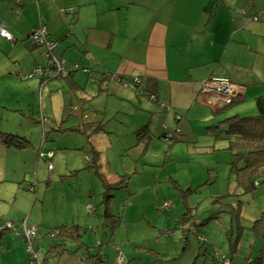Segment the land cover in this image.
<instances>
[{"label": "crops", "instance_id": "0c3cea01", "mask_svg": "<svg viewBox=\"0 0 264 264\" xmlns=\"http://www.w3.org/2000/svg\"><path fill=\"white\" fill-rule=\"evenodd\" d=\"M18 1L0 0V25L12 35L11 40L0 36L1 87L12 89L19 83L27 96L25 103L11 94L0 97V226L10 221L15 228L3 234L0 264L1 258L25 251L15 235L23 222L44 232L37 239L61 225L79 229L78 240H67V250L55 259L48 257L47 264H98L99 254L104 264H116L119 253L126 264H163L171 257L175 264H213L203 254L212 253V247L225 252L214 235L221 227L208 226V235L206 227H200L207 239L203 245L193 233L185 238L176 228L183 213L178 209L174 228L165 230L171 234L155 229L148 210L152 212L157 191L146 182L148 176L158 177L153 156L164 148L162 132L177 142L181 139L169 129L176 132L181 122L205 119L208 110H217L198 99L205 79L226 77L243 87V98L251 75L264 82V0ZM65 8H74L67 19L60 14ZM40 25L47 38L57 42L51 53L66 60L65 71L20 80L15 72L46 63L45 47L28 39ZM74 63L90 73L73 69ZM134 77L141 83L137 91L131 87ZM58 102H63L59 109ZM36 106L41 122L31 118ZM66 108L65 117L76 116L77 122L64 119ZM13 111L15 125H21L27 113V125L34 124L24 146L7 139L14 136V126L7 127ZM69 131L84 134V142L79 135L72 141L56 139ZM170 155L166 153L165 161ZM83 170L85 181L80 177L78 183L69 182ZM105 185L111 186L106 204ZM86 227L94 233H86ZM251 245L239 250H257ZM36 256L40 261L46 257ZM233 261L238 263L236 255Z\"/></svg>", "mask_w": 264, "mask_h": 264}, {"label": "rangeland", "instance_id": "374dc122", "mask_svg": "<svg viewBox=\"0 0 264 264\" xmlns=\"http://www.w3.org/2000/svg\"><path fill=\"white\" fill-rule=\"evenodd\" d=\"M69 27V25H68ZM30 41V40H29ZM79 72V71H78ZM19 74L18 72H15ZM22 84H27L28 82L20 81ZM247 88H249L248 93L244 96L243 100L237 103H234L230 107L222 110L219 113H211L208 110V116L205 119L191 120L189 122H181V126H178V131L174 132V125L171 126L173 129H169L173 131V134L179 137L181 140L174 142L167 140H162L164 148L158 150L157 155L153 156L154 160H157L158 166L155 169L158 172V177L155 179H150L148 176V180L146 184H149V188L152 187V190L156 189V196L158 199L153 198V208L151 211L148 210V217L153 222L154 228L166 232V228L173 229L174 228V214L179 209V213L187 210L186 206L191 209V217L194 220L202 219L205 214H207V210L210 207V200L215 196H222L225 194L229 195L228 201L232 202V205H239L240 214L238 219L234 216L231 220L232 215L228 212L222 213L220 215L221 221L224 225L231 226L233 221V230L235 231L237 226H241L240 228V237L239 244L247 249L249 244H252L251 247H259L263 244V236L256 240L257 234L259 233V229L262 228L257 220L260 218L262 212L264 211V183L255 186L252 190L244 191L242 189H238L234 191L235 183L234 176L229 173V163L232 160V152L228 149V140L226 139H216L213 135V126L217 125L222 119L232 116H252L256 113L255 100L258 97H262L264 100V82L258 79L256 76L251 75L249 78V82L247 83ZM3 85V81H0V94L1 98L7 94L13 95L15 98L18 96L21 103H25V99L27 96H24L23 89L21 88V84L15 83L10 88L1 87ZM13 91V92H12ZM3 95V96H2ZM6 99V98H5ZM4 99V100H5ZM63 102H58V109L61 107ZM38 105V103L36 104ZM19 107V106H18ZM16 107V108H18ZM207 111V110H206ZM15 112H10L9 120L7 121L8 128H12L13 136H7V139H29L30 131L34 130V124L27 125V118H24L21 125H15L14 118L12 115ZM68 114V110L66 108L64 112V119ZM180 115L186 113H179ZM35 120L41 122V115H39L38 107L36 106L35 113L31 116ZM71 119L75 123L77 122L76 116H69L68 119ZM186 119H189L188 115ZM129 121L128 119H126ZM33 120L31 119L30 122ZM39 122V123H40ZM67 124L66 126H68ZM5 126V125H4ZM73 128V127H71ZM177 130V129H176ZM20 132V133H19ZM27 132V134L25 133ZM17 134V135H16ZM59 134V133H56ZM65 134V135H63ZM181 134L183 136H181ZM62 136H58L56 139H78L76 136L79 135L84 142L85 137L84 134L76 133L69 131V133L59 134ZM73 135V136H72ZM172 135V134H170ZM27 136V137H23ZM97 136L92 137L96 139ZM91 138V139H92ZM52 139V137H50ZM159 139V138H156ZM164 139V138H161ZM70 146H74L73 143H70ZM170 153V160L165 161L166 153ZM86 164L83 163V166ZM174 170L173 173L170 170ZM163 172V173H162ZM175 172V173H174ZM86 171H82V175L78 178L70 179L72 183H78V179L82 177V179L86 180ZM74 179V180H73ZM156 181V183H155ZM154 184V185H153ZM153 185V186H152ZM190 187L191 190L186 191V189ZM146 198L145 196H143ZM147 199V198H146ZM160 202V205H159ZM162 202H169V208H162ZM150 209V208H148ZM233 209V208H232ZM104 209H102L103 211ZM167 215V219L164 218ZM177 216V215H176ZM195 217V218H193ZM190 218V217H189ZM166 219V221H165ZM238 220V221H237ZM217 223L215 220L207 223L204 227V232L208 235L210 231H208V226H213ZM166 224V225H165ZM177 224V222H176ZM219 226L220 224L217 223ZM237 224V225H236ZM223 225V228H224ZM222 227V226H220ZM94 228V227H93ZM91 227H86V233H94ZM176 230V229H175ZM174 230V231H175ZM140 231V229L135 230ZM220 233H214L216 236V240L218 242H223L226 240L225 231L218 230ZM264 231V230H263ZM160 232V233H163ZM215 232V231H214ZM180 232L176 230L175 234H179ZM44 234L41 230H37L36 239L34 240V248L37 250L39 256L46 255L50 260L57 257L56 253H47L46 250L50 244L47 241V236L52 239L49 234L47 236H43L45 238L37 237L39 235ZM48 238V241H49ZM41 240H44L45 243H42ZM171 242H175L176 240L168 239ZM39 242V243H38ZM167 244V242H161ZM177 249L179 252L183 251V240L177 242ZM97 244V243H96ZM214 246H217V243H212ZM98 245V244H97ZM224 246L227 249V242H224ZM124 247H128L127 245ZM166 250L169 249V246L166 245ZM250 248V247H249ZM125 250V249H124ZM241 250V248H240ZM1 251V250H0ZM169 251V250H168ZM189 253L188 249L186 250ZM46 252V253H45ZM244 253V252H243ZM178 254V253H177ZM181 254V253H179ZM178 254V255H179ZM173 258V257H171ZM171 258L163 259V264H175L174 260ZM183 260V258L181 259ZM23 262L29 264V256L28 253L21 249L20 251H16L13 253V256H8V258H1V262L3 264H15V262ZM167 261V262H166ZM14 262V263H13ZM158 263V262H157ZM156 263V264H157Z\"/></svg>", "mask_w": 264, "mask_h": 264}, {"label": "trees", "instance_id": "16d2710c", "mask_svg": "<svg viewBox=\"0 0 264 264\" xmlns=\"http://www.w3.org/2000/svg\"><path fill=\"white\" fill-rule=\"evenodd\" d=\"M73 14V13H72ZM69 23L68 25H71ZM71 28V27H70ZM68 33H70L68 31ZM29 39V38H28ZM64 59V58H61ZM66 60L64 59V66ZM73 69L81 70L85 72H89L88 68H82L77 63L72 65ZM65 71L64 67L63 70L58 74V76L63 75L62 73ZM68 71V70H66ZM110 78L112 76L108 75ZM115 79V78H113ZM116 80V79H115ZM241 99L232 100L229 104L222 106L221 108L215 110V113L222 112L226 108L230 107L234 103L242 101ZM256 106V113L252 116H238L232 115L222 119L217 125L213 126V133L216 139H226L228 140V149L232 152V160L229 163V173L234 176V183L236 184L234 187V191L238 190L239 188L244 191H250L255 186L264 183V100L262 97H258L255 100ZM72 113V112H71ZM142 129L137 131L138 135H142ZM14 137V136H13ZM160 138H164L163 140H167L168 142L175 141L172 136L167 139V135L162 132L159 136ZM173 138V139H172ZM12 140V144L15 146H24L26 140L25 139H10ZM11 143V142H9ZM91 158H89L90 160ZM111 190L110 185H105V190L103 192V202L106 204L108 203L111 195L109 194ZM191 190L190 187L186 189V191ZM229 195L225 194L222 196H215L212 197L210 200V207L207 210V214L205 216L196 221L193 220L191 217V209L186 206L187 210H185L178 218L176 228L181 232L183 237H187L188 233H193L197 236L200 243L203 245L204 242H207L206 237L200 231V227H204L207 223L211 221H216L220 224L221 229L225 231V238L226 240L222 242H227V249L224 253L219 251L217 247H212V253H204L203 256L206 259H211L213 264H235L233 261L234 255L238 257V263L236 264H264V211L262 212L260 218L257 222L260 223L259 226L262 228L259 229V233L257 234L256 240L263 236V244L257 248V250L249 251L243 253L239 250L241 245L239 244V237H240V228L241 226H237L235 231L233 230V221L231 226H227L223 224L220 220V215L222 213H230L238 219L240 214L239 205H232V202L228 201ZM233 208V209H232ZM91 211V210H90ZM190 217V218H189ZM238 221V220H237ZM188 223L189 228L187 230H181L179 225L181 223ZM224 225V228H223ZM237 225V224H236ZM36 227V226H34ZM38 230V227H36ZM13 228L10 229H3L0 232V242H2L3 234L5 231H14ZM55 230L59 232L57 234H53ZM79 229L76 227H68L65 225H61L58 227L50 228L47 230V233L52 236V242L49 244V248L47 253H60L61 251L67 250V240L77 241L79 236ZM17 232V231H15ZM19 232V231H18ZM170 234L171 231H168ZM20 239L23 240L22 231L18 234H15ZM37 236V235H36ZM35 236V239H36ZM59 239V240H58ZM25 251L26 245L24 242ZM34 247V245H33ZM205 248V247H204ZM35 254H36V249ZM207 251V249H206ZM209 251V250H208ZM245 254V255H244ZM48 257L46 256L43 260H41L42 264L48 263Z\"/></svg>", "mask_w": 264, "mask_h": 264}, {"label": "built area", "instance_id": "2783aa9c", "mask_svg": "<svg viewBox=\"0 0 264 264\" xmlns=\"http://www.w3.org/2000/svg\"><path fill=\"white\" fill-rule=\"evenodd\" d=\"M19 2L18 0H15ZM61 16L65 19L70 17L72 13L74 12V8H65L60 11ZM254 20H256V17H252ZM48 32L46 28L42 25H40L38 28H34L28 35L29 40L31 43L45 47V52L43 54L45 58V65H39L35 64L32 69L28 72L19 71L18 77L20 80H26L30 79L36 76H45L48 75V73L52 72L53 74L58 75L64 67V59H57L55 58L51 50L55 47L57 44L56 41L49 40L47 38ZM0 36H2L5 39L11 40L12 35L5 30V28L0 25ZM112 76V78L118 79V76L114 74H109ZM125 85H127L125 83ZM140 79L137 77H134L131 81V87L137 91L140 87ZM244 90L243 87L236 85L232 83L228 78L226 77H219V76H210L209 78L205 79L202 82L201 88L198 92V99L201 101H204L208 103L212 108L219 109L222 106L229 104L232 100L235 99H241L243 98ZM150 98L154 99L153 96H150ZM170 135H167V139H169ZM87 158V157H86ZM49 168H51V165L49 164ZM170 203L169 202H162L161 207L162 208H169ZM86 209L88 211L92 210V207L90 205L86 206ZM13 228V223L10 221L4 222L0 226V232L3 231V229H10ZM179 228L181 230H187L189 228V224L181 223L179 225ZM37 228L34 226H26L25 222L22 223V237L26 245V252L28 253L30 263L31 264H42V262L37 258L34 250V240L36 236ZM59 231L55 230L54 235L57 234ZM17 234L19 232H16ZM164 234H170L168 231L164 232ZM118 250H120V247H117ZM98 264H104L105 257L102 254L97 255L96 259ZM116 264H126V261L122 257V255L119 253L116 260Z\"/></svg>", "mask_w": 264, "mask_h": 264}, {"label": "water", "instance_id": "95a60500", "mask_svg": "<svg viewBox=\"0 0 264 264\" xmlns=\"http://www.w3.org/2000/svg\"><path fill=\"white\" fill-rule=\"evenodd\" d=\"M30 32H31V31H30ZM30 32H29V33H30ZM28 35H29V34H28ZM93 230H94V229H93ZM98 244H99V243H98Z\"/></svg>", "mask_w": 264, "mask_h": 264}, {"label": "bare ground", "instance_id": "6f19581e", "mask_svg": "<svg viewBox=\"0 0 264 264\" xmlns=\"http://www.w3.org/2000/svg\"><path fill=\"white\" fill-rule=\"evenodd\" d=\"M26 224V223H25Z\"/></svg>", "mask_w": 264, "mask_h": 264}]
</instances>
